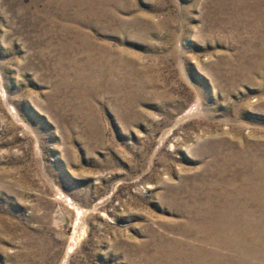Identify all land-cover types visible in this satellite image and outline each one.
Wrapping results in <instances>:
<instances>
[{"label": "rangeland", "instance_id": "1", "mask_svg": "<svg viewBox=\"0 0 264 264\" xmlns=\"http://www.w3.org/2000/svg\"><path fill=\"white\" fill-rule=\"evenodd\" d=\"M263 178L264 0H0V264H264Z\"/></svg>", "mask_w": 264, "mask_h": 264}, {"label": "bare ground", "instance_id": "2", "mask_svg": "<svg viewBox=\"0 0 264 264\" xmlns=\"http://www.w3.org/2000/svg\"><path fill=\"white\" fill-rule=\"evenodd\" d=\"M62 2H63V1H62ZM94 18H95V17H94ZM62 81H63V80H62ZM188 112H189V111H188ZM205 146H206V145H205ZM225 150H226V149H225ZM220 154H221V153H220ZM216 156H217V155H216ZM219 157H220V156H219ZM219 159H220V158H219ZM237 160H238V159H237ZM216 161H217V159H216ZM253 161H254V160H253ZM208 162H209V161H208ZM218 162H219V161H218ZM227 162H228V161H227ZM245 162H246V161H245ZM215 163H216V162H215ZM221 163H222V162H221ZM229 163H230V162H229ZM248 163H249V162H248ZM205 164H206V163H205ZM207 164H208V163H207ZM210 164H211V162H210ZM210 164H209V165H210ZM213 164H214V163H213ZM223 165H224V164H223ZM229 165H230V164H229ZM229 165H227V166H229ZM203 166H205V165H203ZM215 166H216V164H215ZM207 167H209V166H207ZM222 167H223V166H222ZM210 168H211V167H210ZM214 169H215V168H214ZM223 169H224V168H223ZM230 170H231V169H230ZM222 171H223V170H222ZM226 171H227V170H226ZM234 171H235V170H234ZM204 172H205V171H204ZM220 172H221V171H220ZM228 172H231V171H228ZM208 173H209V172H208ZM222 173H224V172H222ZM224 174H225V173H224ZM259 174H260V173H259ZM201 175H203V174H201ZM205 175H206V174H205ZM228 175H230V174H228ZM231 175H232V174H231ZM248 175H249V174H248ZM253 175H254V174H253ZM215 176H216V175H215ZM245 177H246V176H245ZM252 177H253V176H252ZM194 178H195V177H194ZM202 178H203V176H202ZM226 178H227V177H226ZM239 178H240V177H239ZM249 178H250V176H249ZM209 179H210V178H209ZM229 179H230V178H229ZM250 179H251V178H250ZM250 179H249V180H250ZM254 179H255V178H254ZM254 179H253V180H254ZM263 179H264V178H263ZM200 180H201V179H200ZM211 180H212V178H211ZM215 180H216V179H215ZM222 180H223V179H222ZM256 180H257V179H256ZM261 180H262V179H261ZM187 181H189V180H187ZM192 181H193V180H192ZM201 181H203V180H201ZM204 181H205V180H204ZM209 181H210V180H209ZM209 181H208V182H209ZM224 181H225V180H224ZM230 181H231V180H230ZM239 181H240V180H239ZM250 181H251V180H250ZM219 182H221V181H219ZM225 182H226V181H225ZM232 182H233V181H232ZM247 182H248V181H247ZM258 182H259V181H258ZM261 182H262V181H261ZM188 183H190V181H189ZM204 183H205V182H204ZM216 183H217V182H216ZM227 183H228V182H227ZM242 183H243V182H242ZM250 183H251V182H250ZM256 183H257V182H256ZM186 184H187V183H186ZM191 184H192V182H191ZM194 184H196V183H194ZM197 184H198V183H197ZM211 184H212V183H211ZM222 184H223V183H222ZM236 184H237V183H236ZM245 184H246V183H245ZM261 184H262V183H261ZM263 184H264V183H263ZM229 185H231V184H229ZM238 185H239V184H238ZM241 185H242V184H241ZM247 185H248V184H247ZM255 185H256V184H255ZM200 186H202V183L200 184ZM209 186H210V185H208L207 187H209ZM222 186H223V185H222ZM233 186H234V185H233ZM258 186H259V185H258ZM258 186H257V187H258ZM191 187H192V186H191ZM197 187H198V186H197ZM205 187H206V186H205ZM240 187H241V186H240ZM244 187H245V186H244ZM244 187H243V188H244ZM202 188H203V187H202ZM246 188H247V187H246ZM246 188H245V189H246ZM248 188H249V187H248ZM198 189H199V188H198ZM206 189H207V188H206ZM222 189H224V188H222ZM251 189H252V188H251ZM257 189H258V188H257ZM259 189H260V188H259ZM263 189H264V188H263ZM263 189H262V190H263ZM187 190H188V189H187ZM208 190H209V189H208ZM212 190H213V189H212ZM224 190H225V189H224ZM229 190H230V188H229ZM260 190H261V189H260ZM260 190H259V191H260ZM262 190H261V191H262ZM190 191H191V190H190ZM203 191H204V190H203ZM216 191H218V190H216ZM227 191H228V190H227ZM227 191H226V192H227ZM249 191H250V190H249ZM253 191H254V190H253ZM205 192H206V191H205ZM219 192H220V191H219ZM223 192H224V191H223ZM229 192H230V191H229ZM242 192H243V191H242ZM246 192H247V191H246ZM246 192H245V193H246ZM250 192H251V191H250ZM250 192H249V193H250ZM254 192H255V191H254ZM256 192H257V191H256ZM191 193H192V192H191ZM203 193H204V192H203ZM203 193H202V195H203ZM215 193H216V192H215ZM224 193H225V192H224ZM236 193H237V192H236ZM239 193H240V192H239ZM219 194H220V193H218V195H219ZM234 194H235V193H234ZM243 194H244V193H243ZM252 194H253V193H252ZM187 195H188V194H187ZM190 195H191V194H190ZM196 195H198V193H197ZM214 195H216V194H214ZM230 195H231V194H229V196H230ZM232 195H233V193H232ZM235 195H236V194H235ZM253 195H254V194H253ZM219 196H220V195H219ZM237 196H238V195H237ZM242 196H243V195H242ZM254 196H255V195H254ZM261 196H262V194H261ZM263 196H264V195H263ZM239 197H240V196H239ZM243 197H244V196H243ZM256 197L258 198V195H257ZM193 198H194V197H193ZM193 198H192V199H193ZM200 198H201V196H200ZM214 198H215V197H214ZM216 198H217V197H216ZM221 198H222V197H221ZM259 198H260V197H259ZM189 199H190V198H189ZM247 199H248V198H247ZM194 200H195V199H194ZM192 201H193V200H192ZM206 201H208V199H207ZM211 201H212V200H211ZM216 201H217V200H216ZM240 201H241V200H240ZM240 201H239V202H240ZM245 201H246V200H245ZM251 201H252V200H251ZM197 202H198V201H197ZM217 202H218V201H217ZM219 202H221V201H219ZM229 202H230V201H229ZM247 202H248V201H247ZM193 203H194V202H193ZM200 203H201V202H200ZM204 203H205V202H204ZM221 203H222V202H221ZM230 203H231V202H230ZM252 203H253V202H252ZM205 204H206V203H205ZM210 204H211V203H210ZM228 204H229V203H228ZM244 204H245V203H244ZM255 204H257V203H255ZM188 205H189V203H188ZM193 205H195V204H193ZM218 205H219V204H218ZM218 205H217V206H218ZM258 205H259V204H258ZM263 205H264V204H263ZM199 206H200V205H199ZM219 206H220V205H219ZM233 206H234V205H233ZM239 206H240V205H239ZM253 206H254V205H253ZM260 206H261V205H260ZM189 207H190V206H189ZM191 207H192V206H191ZM197 207H198V205H197ZM197 207H196V208H197ZM202 207H203V206H202ZM204 207H205V206H204ZM214 207H215V206H214ZM224 207H225V206H224ZM224 207H223V208H224ZM244 207H245V206H244ZM249 207H250V206H249ZM254 207H255V206H254ZM263 207H264V206H263ZM207 208H208V207H207ZM210 208H211V207H210ZM218 208H219V207H218ZM230 208H231V207H230ZM237 208H238V207H237ZM237 208H236V209H237ZM255 208H256V207H255ZM258 208H259V207H258ZM193 209H194V207H193ZM199 209H200V208H199ZM233 209H234V208H233ZM241 209H242V208H241ZM246 209H247V208H246ZM212 210H213V209H212ZM223 210H224V209H223ZM257 210H258V209H257ZM193 211H194V210H193ZM193 211H192V212H193ZM198 212H199V211H198ZM222 212H223V211H222ZM231 212H232V210H231ZM238 212H239V211H238ZM195 213H196V212H195ZM211 213H212V212H211ZM211 213H210V214H211ZM213 213H214V212H213ZM224 213H225V212H224ZM228 213H229V212H228ZM248 213H249V212H248ZM254 213H255V212H254ZM188 214H189V213H188ZM196 214H197V213H196ZM218 214H219V213H218ZM242 214H243V213H242ZM229 215H230V214H229ZM234 215H235V214H234ZM208 216H209V214H208ZM218 216H219V215H218ZM250 216H251V215H250ZM194 217H195V216H194ZM239 217H240V216H239ZM239 217H238V218H239ZM186 218H188V217H186ZM192 218H193V217H192ZM192 218H191V219H192ZM208 218H209V217H208ZM213 218H214V216H213ZM219 218H220V217H219ZM211 219H212V216H211ZM222 219H223V218H222ZM222 219H221V220H222ZM231 219H232V218H231ZM243 219H244V218H243ZM182 220H183V219H182ZM186 220H187V219H186ZM208 220H209V219H208ZM237 220H238V219H237ZM177 221H178V220H177ZM184 221H185V220H184ZM184 221H183V222H184ZM187 221H188V220H187ZM206 221H207V220H206ZM232 221H233V220H232ZM245 221H246V220H245ZM248 221H249V220H248ZM221 222H222V221H221ZM235 222H236V221H235ZM185 223H186V222H185ZM187 223H188V222H187ZM194 223H195V222H194ZM194 223H193V224H194ZM197 223H198V222H197ZM204 223H205V222H204ZM204 223H203V224H204ZM225 223H226V222H225ZM236 224H237V223H236ZM190 225H191V223H190ZM225 225H226V224H225ZM180 226H181V225H180ZM195 226H196V223H195ZM200 226H201V225H200ZM197 227H198V226H196V228H197ZM204 227H205V226H204ZM239 227H240V226H239ZM201 228H202V227H201ZM212 228H213V227H212ZM258 228H259V227H258ZM195 230H196V229H195ZM203 230L205 231V229H203ZM203 230H202V231H203ZM214 230H215V228H214ZM216 230H217V229H216ZM263 230H264V229H263ZM179 231H180V230H179ZM198 231H199V230H198ZM198 231H197V232H198ZM220 231H221V230H220ZM225 231H226V230H225ZM227 231H229V230H227ZM235 231H236V230H235ZM244 231H245V230H244ZM258 231H259V230H258ZM180 232H181V231H180ZM186 232H187V231H186ZM191 232H192V231H190V233H191ZM197 232H196V233H197ZM206 232H207V231H206ZM211 232H212V231H211ZM247 232H248V231H247ZM247 232H246V233H247ZM260 232H261V231H260ZM263 232H264V231H263ZM263 232H262V233H263ZM154 233H155V232H154ZM181 233H182V232H181ZM204 233H205V232H204ZM212 233H213V232H212ZM229 233L232 234V232H229ZM233 233H234V232H233ZM242 233H243V232H242ZM187 234H189V233L187 232ZM197 234H198V233H197ZM200 234H201V233H200ZM207 234H208V233H207ZM239 234H240V233H239ZM195 235H196V234H195ZM233 235H234V234H233ZM242 235H243V234H242ZM164 236H165V235H164ZM170 236H171V235H170ZM204 236H205V235H204ZM261 236H263V235H261ZM165 237H168V236H165ZM175 237H176V235H175ZM179 237H180V236H179ZM179 237H177V238H179ZM212 237H213V235H212ZM219 237H220V236H219ZM231 237H232V236H231ZM236 237H237V236H236ZM249 237H250V236H249ZM254 237H255V236H254ZM254 237H253V238H254ZM163 238H164V237H163ZM180 238H181V237H180ZM182 238H183V237H182ZM189 238H190V237H189ZM192 238L194 239V237H192ZM195 238H196V236H195ZM214 238H215V237H214ZM214 238H213V239H214ZM217 238H218V237H217ZM234 238H235V237H233V239H234ZM253 238H252V239H253ZM255 238H256V237H255ZM168 239H169V238H168ZM185 239H186V237H185ZM204 239H205V238H204ZM209 239H210V238H209ZM211 239H212V238H211ZM233 239H232V240H233ZM242 239H243V238H242ZM246 239H247V238H246ZM263 239H264V238H263ZM172 240H173V239H172ZM186 240H187V239H186ZM197 240H198V239H197ZM202 240H203V239H202ZM202 240H201V243L204 242V241L202 242ZM227 240H229V238H228ZM235 240H236V239H235ZM250 240H251V239H250ZM152 241H153V240H152ZM165 241H166V240H165ZM178 241H179V239H178ZM182 241H183V240H182ZM191 241H193V240H191ZM229 241H231V240H229ZM240 241H241V240H240ZM245 241H246V240H245ZM253 241H254V239H253ZM153 242H154V241H153ZM159 242H160V241H159ZM173 242H174V241H173ZM206 242H207V241H206ZM251 242H252V241H251ZM262 242H264V241H262ZM162 243H163V242H162ZM193 243H194V241H193ZM209 243H210V240H209ZM212 243H214V241H212ZM212 243H211V246H212ZM215 243H216V240H215ZM218 243H219V241H218ZM220 243H221V242H220ZM234 243H235V242H234ZM246 243H247V242H246ZM246 243H245V244H246ZM256 243H257V242H256ZM128 244H129V243H128ZM130 244H131V243H130ZM144 244H145V243H144ZM148 244H149V243H148ZM156 244L159 245L158 243H156ZM172 244H173V243H172ZM179 244H180V243H179ZM183 244H184V243H183ZM226 244H227V243H226ZM248 244H249V243H248ZM133 245H134V244H133ZM151 245H152V244H151ZM186 245H187V244H186ZM197 245H198V244H197ZM197 245H196V247H197ZM202 245H203V244H202ZM227 245H228V244H227ZM229 245H231V244H229ZM233 245H234V244H233ZM235 245H236V244H235ZM243 245H244V244H243ZM243 245H241V246H243ZM259 245H260V244H259ZM159 246H160V245H159ZM167 246H169V245H167ZM175 246H176V245H175ZM184 246H185V245H184ZM198 246H199V245H198ZM213 246H214V245H213ZM213 246H212V248H213ZM219 246H220V245H219ZM221 246H222V245H221ZM231 246H232V245H231ZM256 246H257V245H256ZM263 246H264V245H263ZM130 247H131V246H130ZM134 247H135V246H134ZM144 247H145V246H144ZM162 247H163V246H162ZM171 247H172V246H171ZM173 247H174V246H173ZM214 247H215V246H214ZM216 247H218V246H216ZM257 247H258V246H257ZM260 247H261V246H260ZM136 248H138V247H136ZM139 248H140V247H139ZM160 248H161V247H160ZM168 248H169V247H168ZM178 248H179V247H178ZM181 248H182V247H181ZM190 248H191V247H190ZM193 248H194V247H193ZM204 248H205V247H204ZM223 248H224V247H223ZM228 248L231 249L230 247H227V249H228ZM236 248H238V245H237ZM243 248H244V247H243ZM133 249H134V248H133ZM142 249H143V248H142ZM157 249H159V248H157ZM161 249H162V248H161ZM163 249H164V248H163ZM169 249H172V248H169ZM173 249H174V248H173ZM186 249H187V248H186ZM175 250H176V249H175ZM210 250H212V249H210ZM214 250H215V249H214ZM231 250H232V249H231ZM129 251H130V250H129ZM142 251H143V250H142ZM151 251H152V250H151ZM167 251H168V249H167ZM185 251H186V250H185ZM199 251H200V250H199ZM207 251H208V250H207ZM215 251L217 252V250H215ZM220 251H222V250H220ZM144 252H145V251H144ZM148 252H149V251H148ZM164 252H165V251H163V253H164ZM175 252H176V251H175ZM175 252H174V253H175ZM182 252H183V250H182ZM188 252H189V251H188ZM196 252H197V251H196ZM201 252H202V251H201ZM208 252H209V251H208ZM216 252H215V253H216ZM246 252H247V251H246ZM252 252H253V251H252ZM256 252H258V251H256ZM260 252H262V251H260ZM132 253H133V252H132ZM137 253H138V252H137ZM163 253H162V254H163ZM167 253H168V252H167ZM170 253H171V252H170ZM180 253H181V252H180ZM191 253H192V252H191ZM193 253H194V251H193ZM218 253H219V252H218ZM229 253H230V251H229ZM233 253H234V252H233ZM145 254H146V252H145ZM150 254H151V253H150ZM155 254H157V253H155ZM178 254H179V253H178ZM182 254H183V253H182ZM184 254H185V253H184ZM194 254H195V253H194ZM210 254H211V253H210ZM244 254H245V253H244ZM258 254H259V252H258ZM262 254H263V252H262ZM124 255H125V254H124ZM159 255H160V254H159ZM175 255H176V254H175ZM199 255H200V254H199ZM216 255H217V254H216ZM251 255H252V254H251ZM131 256H132V254H131ZM138 256H139V255H138ZM160 256H161V255H160ZM168 256H169V254H168ZM171 256H174V254L171 255ZM178 256H180V255H178ZM192 256H193V255H192ZM201 256H202V255H201ZM206 256H207V255H206ZM212 256H213V255H212ZM212 256H211V257H212ZM255 256H256V255H255ZM143 257H144V256H143ZM146 257H147V255H146ZM202 257H203V256H202ZM251 257H252V256H251ZM251 257H249V258H251ZM139 258H140V257H139ZM148 258H149V257H148ZM158 258H159V257H158ZM185 258H186V257H185ZM197 258L199 259V257H197ZM209 258H210V257H209ZM236 258H237V257H236ZM254 258H256V257H254ZM159 259H160V258H159ZM164 259H165V258H164ZM172 259H173V258H172ZM186 259H187V258H186ZM213 259H214V258H213ZM222 259H223V258H222ZM261 259H262V258H261ZM137 260H138V259H137ZM151 260H152V259H151ZM151 260H150V262H151ZM155 260H156V259H155ZM200 260H201V259H200ZM206 260H207V258H206ZM257 260H258V259H257ZM162 261H163V260H162ZM196 261H197V260H196ZM249 261H250V260H249ZM144 262H145V261H144ZM172 262H173V261H172ZM188 262H189V261H188ZM207 262H208V261H207ZM159 263H160V261H159ZM175 263H176V262H175ZM182 263H183V262H182ZM208 263H209V262H208ZM217 263H218V262H217ZM262 263H264V262H262ZM146 264H147V262H146ZM155 264H157V263H155ZM255 264H256V263H255Z\"/></svg>", "mask_w": 264, "mask_h": 264}]
</instances>
